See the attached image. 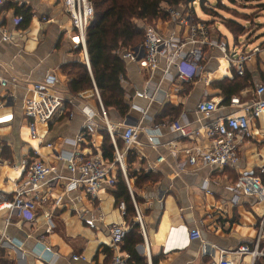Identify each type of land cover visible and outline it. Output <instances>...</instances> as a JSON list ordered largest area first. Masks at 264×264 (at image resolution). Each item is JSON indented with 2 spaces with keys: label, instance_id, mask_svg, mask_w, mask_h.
<instances>
[{
  "label": "crops",
  "instance_id": "0c3cea01",
  "mask_svg": "<svg viewBox=\"0 0 264 264\" xmlns=\"http://www.w3.org/2000/svg\"><path fill=\"white\" fill-rule=\"evenodd\" d=\"M16 4H25L33 10L31 24L26 29L18 27ZM260 10L255 17L256 33L244 32L239 40L231 34L232 46L216 28V22L211 23L199 16L198 20L206 22L212 41L224 43L230 51L238 52L264 42V9ZM151 26L164 35L173 31L177 33V27L169 19H158ZM4 33L13 35V40L5 41ZM71 34L72 23L63 0H6L0 8V74L16 78L7 86H0V117L13 114L12 120L0 123V203L15 194L24 171L21 161L32 154L34 147L39 148L43 157H48L50 150L39 147L40 139L31 136L23 104L31 94L29 83L43 81L49 74L57 76V88L61 93L72 94L69 83L74 75L69 74L65 66L84 61V55L74 47ZM203 54L202 70L194 79L184 83L175 80L176 67L172 68L171 75L162 78L164 63L151 75L137 62L127 60L123 84L130 112L127 116H122L115 108L107 112L119 124L117 138H122L123 125L128 117L132 124L140 125L138 143L132 148L137 159L131 169L150 170L161 175L159 181L137 189L141 198L137 203L148 226L152 263L156 255L160 256L157 264H210L214 257H219L220 249L253 245L259 215L264 209L255 197H241L234 203L232 188L241 173L256 174L264 165V116L252 120L253 136L242 147L240 161L234 168L184 165L188 148L205 149L210 145L204 125L236 111L230 106L233 97L241 98L244 103L252 102L256 85L264 84V50L247 64L243 75L219 48L206 45ZM234 69L236 74L246 75L249 84L230 101H225L227 96L218 82L233 79ZM139 93L146 94L140 96ZM203 99H214L219 105L210 118L197 111V104ZM86 105L97 112L95 120L99 128L93 135H88L81 148L85 152L102 153L105 134L100 127L102 120L96 97L78 101L71 119L63 116L50 123H39L40 135L47 141L74 139L85 131L86 116L82 108ZM168 105L180 107L177 120L202 129L203 135L185 140L174 132L171 129L174 119L169 116L160 118ZM242 110L239 108L238 112L242 113ZM152 137L155 138L153 141ZM160 156L164 160L159 162ZM118 171L114 168L113 174L117 175ZM63 172L68 174L65 169ZM113 189H103L96 199L77 190L60 204L57 198L63 192L62 183L50 184L43 187L47 201L37 205L33 220L1 212L0 260H7L8 264H108L114 254L110 246V226L126 222L125 214L116 206ZM82 209L86 218L94 220V227L80 217L77 210ZM172 228L183 230L179 243L173 242L179 234L171 235ZM194 228L201 230V239L189 237L188 233ZM167 245L168 253L161 252ZM45 246L51 247L52 251L44 252ZM137 251L147 257L149 264L145 240L144 244L137 246ZM75 255L83 257L74 259ZM252 262L250 254L237 260V264ZM256 264H264V257Z\"/></svg>",
  "mask_w": 264,
  "mask_h": 264
},
{
  "label": "built area",
  "instance_id": "2783aa9c",
  "mask_svg": "<svg viewBox=\"0 0 264 264\" xmlns=\"http://www.w3.org/2000/svg\"><path fill=\"white\" fill-rule=\"evenodd\" d=\"M192 1L190 4H180L166 6L171 23L177 27L181 26V33L173 31L169 35L160 33L155 27H146L144 42L134 48H121L118 53L123 59L137 62L142 69L149 71L151 75L159 69L162 63L163 77L171 75L172 68L176 67L175 80L184 83L194 79L202 70V60L204 58L203 47L206 45L219 48L235 66L236 71L243 75L246 66L253 58L264 50V42L251 49L235 51L221 42L212 41L206 22L198 20ZM65 10L69 14L72 23V34L70 40L76 49H81L84 60L92 74L87 48L88 28L95 17V9L90 0H63ZM6 4V0H0V8ZM13 35L4 33L3 39L10 41ZM174 78V77H173ZM10 79L0 74V86H7ZM29 82H27L28 84ZM58 78L54 74H49L43 81L29 83L31 94L25 98L23 104L24 116L29 120V130L33 138H38L39 147L44 146L50 150L48 157L41 154L39 148L34 147L32 154L24 157L21 161L23 175L17 183L15 194L11 199L5 198L0 203V213L6 212L11 215H19L31 221L36 215L37 205L47 201V196L43 193V187L50 184L62 183L63 192L58 195L57 201H62L71 193L81 190L88 196L96 199L99 193L107 187H114L117 182L114 168L122 170L126 182L132 194L137 221L141 226V231L145 240L146 255L149 264L152 263L151 242L149 240L148 229L140 205L137 203L132 189L131 180L127 171V155L129 151L138 143L140 125L124 124V131L121 135L124 140V148L120 149L117 143L119 124L112 120L102 102L98 87L82 90L76 94H63L58 90ZM144 96L146 93H139ZM255 97L250 103H244L239 97L231 99L230 106L236 111L225 117L210 120L204 125L205 135L210 139V145L201 149L191 147L186 150V164L195 166H214L221 169L226 167L234 168L240 161L242 147L248 143L253 136L251 122L253 119L264 116V84L258 83L255 88ZM96 97L102 124L100 127L106 130L112 139L115 147L114 160L104 158L101 152H85L81 148V143L87 141L88 135H93L99 128L96 122V115L89 106H84L82 111L86 116L85 131L81 132L74 139H61L57 141H47L38 131L39 123H50L63 116L71 119L74 117V107L78 101ZM218 103L214 99H203L197 104L198 113L210 118L218 110ZM243 109L242 113L238 109ZM13 119L10 116L0 117V123ZM171 129L178 132L185 140L196 139L203 135L202 129L193 128L189 123L179 120L171 124ZM155 138H151L153 141ZM70 145V147L68 146ZM160 156L157 161H163ZM152 167L151 165H149ZM68 174H65L63 170ZM234 198L237 203L241 197H255L264 207V165L260 168L259 174L241 173L233 183ZM66 201V200H65ZM119 208L125 214V202H121ZM80 217L91 227L95 226L94 220L85 217V211L77 210ZM50 221V225H52ZM111 248L114 249L112 260L109 264H129L130 255L123 251V243L128 231L125 223H114L110 226ZM178 228H172L171 235L179 234L173 242L181 241V232ZM192 240L202 238L199 228L191 229L188 233ZM1 246V241H0ZM205 252L207 249L205 247ZM51 247L45 246L44 252L50 253ZM168 245L161 252L168 253ZM250 254L253 257L251 264H256L257 260L264 257V209L259 215L257 223L256 238L253 245L243 244L236 249H220L219 257L213 258L210 264H237L238 258ZM83 256L75 255L74 259Z\"/></svg>",
  "mask_w": 264,
  "mask_h": 264
},
{
  "label": "trees",
  "instance_id": "16d2710c",
  "mask_svg": "<svg viewBox=\"0 0 264 264\" xmlns=\"http://www.w3.org/2000/svg\"><path fill=\"white\" fill-rule=\"evenodd\" d=\"M90 1L95 9V17L88 28L87 35V48L92 74L85 60L66 65L65 67L69 74L74 75V78L69 83V89L72 94H76L79 91L94 87L95 83L107 112L109 113L111 108H115L122 116H127L130 112V104L126 97L127 92L123 84V79H125L127 72L126 60L122 58L118 50L121 48H134L140 45L145 40L147 26L154 25V21L161 18L167 20L169 15L164 8L165 5H188L192 1ZM15 8L18 16V27L22 29L28 28L33 18L32 8L25 4H16ZM227 29L236 40H239L245 27L236 19H231V24L227 25ZM78 50L81 51V49ZM235 72L234 69L235 77L233 79L225 78L218 82L227 96L225 101H230L233 95L237 94L249 84V78L246 75L240 76ZM180 109V107L168 105L164 108L160 118L169 116L176 121L178 114H180ZM103 133L105 134L102 144L103 156L106 159L114 160L115 147L112 139L106 130ZM117 143L120 149L124 148V140L122 138H117ZM136 159V154L133 151H129L126 159L128 176L131 180L135 199L140 203L141 198L138 195L137 189L142 188L150 182L159 181L161 175L150 170L133 171L131 164ZM256 174H259V172ZM116 177L117 182L114 186L113 194L115 196L116 206L119 207L121 202H125V219L128 226L123 243V251L130 255L129 264H148L147 257L137 251V246L144 244V237L141 226L137 221L132 194L121 168ZM159 257L156 255L153 256L154 264H157ZM0 264H8V261L2 259L0 260Z\"/></svg>",
  "mask_w": 264,
  "mask_h": 264
},
{
  "label": "rangeland",
  "instance_id": "374dc122",
  "mask_svg": "<svg viewBox=\"0 0 264 264\" xmlns=\"http://www.w3.org/2000/svg\"><path fill=\"white\" fill-rule=\"evenodd\" d=\"M196 1L197 2H195L194 8L197 15L203 20H210L211 23L216 22V28L218 27L223 36H225L229 40L230 46H232L234 43L233 36L231 35L230 31L227 30V25L231 24V19H236L245 27L243 33L252 32L255 31L257 25L255 22V17H258L261 8L264 9V0ZM180 33L181 26L178 25L177 34ZM43 153H46L44 148Z\"/></svg>",
  "mask_w": 264,
  "mask_h": 264
},
{
  "label": "water",
  "instance_id": "95a60500",
  "mask_svg": "<svg viewBox=\"0 0 264 264\" xmlns=\"http://www.w3.org/2000/svg\"><path fill=\"white\" fill-rule=\"evenodd\" d=\"M189 1H192V0H189ZM129 118L130 117L127 118L126 124H132L131 121L128 120Z\"/></svg>",
  "mask_w": 264,
  "mask_h": 264
}]
</instances>
